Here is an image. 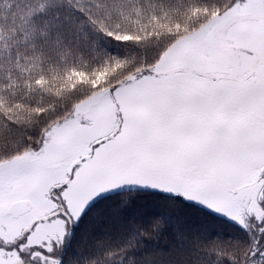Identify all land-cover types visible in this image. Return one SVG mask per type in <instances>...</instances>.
Instances as JSON below:
<instances>
[{"label": "snow or ice", "instance_id": "obj_1", "mask_svg": "<svg viewBox=\"0 0 264 264\" xmlns=\"http://www.w3.org/2000/svg\"><path fill=\"white\" fill-rule=\"evenodd\" d=\"M0 264H264V0H0Z\"/></svg>", "mask_w": 264, "mask_h": 264}, {"label": "trees", "instance_id": "obj_2", "mask_svg": "<svg viewBox=\"0 0 264 264\" xmlns=\"http://www.w3.org/2000/svg\"><path fill=\"white\" fill-rule=\"evenodd\" d=\"M108 47L110 48V50L117 51L114 45H108ZM141 203L145 206L144 210L146 211L153 210L154 207H158L160 211H165L162 203H160L159 205H154L152 201H144ZM213 227L216 228L217 230H226L225 228L227 226L217 223Z\"/></svg>", "mask_w": 264, "mask_h": 264}]
</instances>
